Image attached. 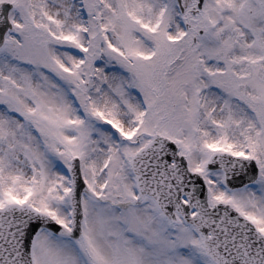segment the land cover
<instances>
[{
  "label": "snow or ice",
  "instance_id": "1",
  "mask_svg": "<svg viewBox=\"0 0 264 264\" xmlns=\"http://www.w3.org/2000/svg\"><path fill=\"white\" fill-rule=\"evenodd\" d=\"M0 264H264V0H0Z\"/></svg>",
  "mask_w": 264,
  "mask_h": 264
}]
</instances>
